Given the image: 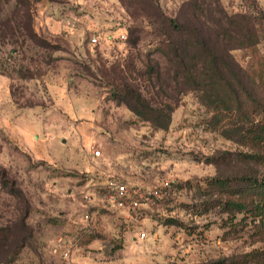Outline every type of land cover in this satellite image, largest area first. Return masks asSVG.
I'll use <instances>...</instances> for the list:
<instances>
[{"label": "rangeland", "instance_id": "obj_1", "mask_svg": "<svg viewBox=\"0 0 264 264\" xmlns=\"http://www.w3.org/2000/svg\"><path fill=\"white\" fill-rule=\"evenodd\" d=\"M26 2L0 0V264H264V215L224 205L264 177V0H32L34 32Z\"/></svg>", "mask_w": 264, "mask_h": 264}, {"label": "trees", "instance_id": "obj_2", "mask_svg": "<svg viewBox=\"0 0 264 264\" xmlns=\"http://www.w3.org/2000/svg\"><path fill=\"white\" fill-rule=\"evenodd\" d=\"M123 7H125L127 9V5H125V3H123V0H117ZM32 0H27L26 2V16L29 18L28 20V25H27V29L30 30V32H34V28H33V12H32ZM128 11V9H127ZM127 32V39L130 38L131 36V32L132 29L128 26L126 29H124ZM216 58L212 56L211 61L212 62H216ZM197 63H195L194 66H196ZM197 70L195 69V72ZM210 72H212V74L214 73H218L221 70V68H219L217 66V64H214L213 66L210 67L209 69ZM186 72L188 74H186V76H191V71L190 69H187ZM203 72V71H202ZM191 73V74H190ZM124 96L125 97V102L128 105V107L134 111L137 115L142 116L143 118H146L148 120H150L152 122V124L156 127H162V128H166L168 126V122L171 120V114H165V118H167V122L162 123L160 121V118L164 117L163 115V109L162 108H152L149 106V108L154 111L155 113L152 114H144L142 113V111L139 109L140 108V103L141 101H143L145 103V98H143V96L140 93H133L130 94L129 92ZM146 104V103H145ZM262 111H264V108L261 109ZM252 113H254V111L250 112V114H248V122L250 125H252L251 127V132L252 134V138L255 139L258 143H264V117L263 116H256L254 117L252 115ZM256 119H258L256 121ZM252 157H259L260 153H258L257 155H251ZM239 181L242 182L244 184L247 185V189L250 190V192H254V196L255 198L257 197V199L252 200L250 203H247L244 200L238 199V198H230V200L225 201L224 205L227 207H230L231 211H236V212H252L254 213V215H258V216H262L264 215V177L259 178L256 177L253 174H243L241 176L235 177V178H230V183L234 182V181ZM221 186L222 183L220 182ZM246 190V189H245ZM235 214V213H234Z\"/></svg>", "mask_w": 264, "mask_h": 264}, {"label": "built area", "instance_id": "obj_3", "mask_svg": "<svg viewBox=\"0 0 264 264\" xmlns=\"http://www.w3.org/2000/svg\"><path fill=\"white\" fill-rule=\"evenodd\" d=\"M65 23L68 25L74 26V21L70 19L65 20ZM108 41H115V40H125L127 38V32L125 30L120 31H113L107 34ZM102 41V34L101 33H93L88 36V42L90 44L96 45ZM101 154V150H89L88 156L90 158H95ZM103 188L108 195V198L114 205L118 208H137L140 206L141 202L138 198L134 197L132 191L129 189L126 182L121 181L116 178L108 179L104 184ZM148 197H146V200ZM71 251L65 250L63 255L65 258H69Z\"/></svg>", "mask_w": 264, "mask_h": 264}]
</instances>
